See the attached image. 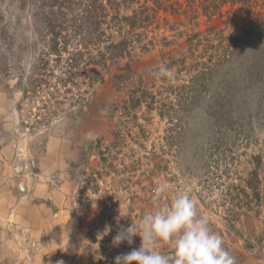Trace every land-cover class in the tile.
Masks as SVG:
<instances>
[{"label": "rangeland", "instance_id": "374dc122", "mask_svg": "<svg viewBox=\"0 0 264 264\" xmlns=\"http://www.w3.org/2000/svg\"><path fill=\"white\" fill-rule=\"evenodd\" d=\"M200 1L191 8L185 0L177 5L178 12L191 10L188 18L162 12L161 25L152 26L148 38L135 45L133 75L125 88L118 89L113 79L118 70L109 73L97 66L87 68L100 74L94 88L83 74L75 85L59 83L67 57L52 72L54 56L32 88L47 40L40 34L33 4L4 0L12 37L0 39L2 65L10 67L0 70V147L12 143L17 150L9 158L12 168L7 176L17 182L18 176L35 173V183H46L48 194L36 195L35 202L47 204L49 218L44 220L42 205L41 212L35 211V234L6 225L0 235V264H115L117 255L139 248L142 238L136 235L131 245L124 241L114 246L113 237L132 223L138 225L144 213L153 210V189L162 182L169 185L164 203L190 191L199 213L209 217L211 230L223 239L236 264H264V203L243 191L252 193L246 180L258 168L259 182L253 179V183L264 196V72L259 68L251 74L242 66L251 63L247 61L251 55H264V4L254 10L253 21L242 15L227 24L226 17L207 18ZM229 8H224L225 16ZM195 9L199 17L193 20ZM170 24L178 29L170 30ZM209 25L215 27L207 41L209 53L200 58L203 46H199L197 56L188 59V33ZM239 32L243 41H230ZM172 39L177 41L167 45ZM185 53L186 65L180 61ZM198 61L207 64L196 68ZM210 65L206 97L191 106L175 107L173 119L169 117L167 106L161 107L167 97L177 102L198 81L194 77L198 70ZM161 67L175 73L174 83L153 75ZM20 79L32 88L25 100L16 86ZM136 88L156 94L158 105H127ZM57 98L64 109L53 114ZM85 101L89 104L83 117L71 121L69 114ZM231 106L234 112L228 113ZM51 138L61 140L60 161L42 164ZM255 156H261L260 165ZM65 183L70 184L67 189ZM66 190L70 202L60 200ZM157 250L172 249L161 241Z\"/></svg>", "mask_w": 264, "mask_h": 264}, {"label": "trees", "instance_id": "16d2710c", "mask_svg": "<svg viewBox=\"0 0 264 264\" xmlns=\"http://www.w3.org/2000/svg\"><path fill=\"white\" fill-rule=\"evenodd\" d=\"M22 5L31 3L35 6V19L41 25V35L46 37L45 50L42 51L38 61L36 63L35 69L38 71V75L32 84V88L37 87V82L39 76L44 75L51 67L50 59L54 56L57 63L53 65L52 72L56 71L61 62L66 59V68L61 66L62 77L58 76V82H63L64 85L71 83L73 85L77 84L76 77L83 74L87 77L86 81L92 88L99 82L100 74L91 73L87 71L89 66H97L104 69L105 72L111 73L113 68H116L118 72L113 74V79L115 85L118 89L125 88L126 81L130 79L133 75V51L137 43L148 38L149 33L152 31L150 28L157 24L161 25L159 22L161 20L162 12H171V15L182 14L186 18L191 14V10L184 9L183 12H178V4L182 0H20ZM186 3L191 8L196 0H185ZM4 0H0V39L5 40L8 37L11 38V32L8 20L3 9ZM184 3V1H183ZM201 4V1L199 2ZM264 4V0H202L200 7L204 8V14L207 18L219 17L225 18V23L232 24L237 18L242 15L248 16V21H253V13L258 7ZM203 5V6H202ZM230 5L227 10L228 15L225 16L224 8ZM199 15L194 11L193 20L198 19ZM264 24V20L262 22ZM171 25V24H170ZM187 26L186 24H182ZM170 30H177V25L169 26ZM242 28L247 29V26H242ZM215 27L209 25L204 31H195L191 34L188 33L186 52L189 54L188 59L192 56L194 59L197 54L195 53V48L203 46L202 53H200V58H205L209 53V48L207 46V41H209L210 31H213ZM182 31V30H181ZM216 31V30H215ZM247 31V30H246ZM183 32V31H182ZM216 34L218 32L216 31ZM175 37V36H174ZM244 36L236 34L230 41L242 42ZM176 39V38H175ZM175 39L167 40V45H171ZM147 47L146 44L143 45ZM235 47V46H234ZM187 53L184 57L180 59L184 65L187 64ZM211 54V53H210ZM260 58L259 60H257ZM264 58L263 54L251 55L247 60L251 63L242 64V66L247 67L248 72H252L256 69L262 68L261 72H264ZM127 59L123 64L122 61ZM187 59V60H186ZM206 60V59H205ZM203 63V62H202ZM200 61L196 62V68L198 66L206 65L202 64ZM202 64V65H201ZM169 65V63H167ZM172 65V64H170ZM195 67V66H194ZM0 70L4 69L10 70L8 64H5V68L2 65V58L0 57ZM213 69V66L204 68L203 70H198L194 77L198 81L193 82V87L189 89L186 94H180L178 96L177 102L172 103L167 97L166 101L161 107L165 108L167 106V115L172 117V110L175 107H183V105L191 106L192 102H196L200 97H206V92L209 87L208 80L206 76L209 70ZM158 72L157 69L153 70V75ZM208 76H211L208 75ZM42 79V78H41ZM37 82V83H36ZM24 81L20 79L16 86L21 88L24 93V100L28 98L32 88L30 86H25ZM35 83V85H33ZM90 87V88H91ZM140 90V93L138 91ZM35 91V90H34ZM239 99V98H238ZM240 100V99H239ZM158 98L156 94L151 93L147 88L135 89L133 90L127 105L130 102L131 108H137L142 106L144 102L150 107L157 106L156 104ZM63 101L56 99L55 103L57 109L53 108V114H59L60 111L64 109L61 106ZM230 102L233 103L232 98ZM88 101L83 102L77 108L75 114H69V119L79 120L82 116L83 110L86 108ZM170 107V109H169ZM234 108L231 106L228 109V113L234 112ZM176 111V110H175ZM162 113H165L163 109ZM161 113V114H162ZM163 115V114H162ZM258 164L261 163V156H255ZM252 176L246 180V187L251 188L252 193L247 192V188H244L245 196H253L258 200H263L264 196L258 188V184L253 183V179L259 182L258 168L252 170ZM233 221L232 219H230ZM232 223V222H231Z\"/></svg>", "mask_w": 264, "mask_h": 264}, {"label": "clouds", "instance_id": "9594fccd", "mask_svg": "<svg viewBox=\"0 0 264 264\" xmlns=\"http://www.w3.org/2000/svg\"><path fill=\"white\" fill-rule=\"evenodd\" d=\"M155 75L172 83L176 79L166 67ZM168 190L167 182L159 183L153 189V210L146 211L138 225L132 223L113 237L114 246L124 241L131 245L136 235L142 238L139 248L117 255L115 264H236L223 239L211 230L209 217L199 213L190 191L177 193L169 204L162 202ZM161 241L169 243L172 250L158 251Z\"/></svg>", "mask_w": 264, "mask_h": 264}, {"label": "crops", "instance_id": "0c3cea01", "mask_svg": "<svg viewBox=\"0 0 264 264\" xmlns=\"http://www.w3.org/2000/svg\"><path fill=\"white\" fill-rule=\"evenodd\" d=\"M60 141L58 138H51L49 140V148L41 163L44 161L48 165V163L53 164L58 162V154L62 151L57 149L61 145ZM16 152L17 150L13 147L12 143H5L0 147V235L4 233L5 229L3 228L6 225L10 226L14 224L22 230L25 228L35 234V211L39 212L42 205L46 208L43 212L44 220L49 218L47 204L41 203V201L35 202L36 195L42 196L43 193L48 194L49 189L47 190L46 183H35V173L34 175H29V177L28 175L18 176L17 182L15 177L7 176L12 161L9 158H14ZM68 152L67 155L70 157L73 151L70 150ZM56 157L57 160H55ZM20 184L24 186V190L20 189ZM64 186L67 189L70 184L65 183ZM67 194L69 193L66 190L63 195H59L60 200L63 199L64 201L65 199V201L70 202L71 198L66 196ZM36 218L38 219L39 217L36 216Z\"/></svg>", "mask_w": 264, "mask_h": 264}, {"label": "water", "instance_id": "95a60500", "mask_svg": "<svg viewBox=\"0 0 264 264\" xmlns=\"http://www.w3.org/2000/svg\"><path fill=\"white\" fill-rule=\"evenodd\" d=\"M20 189L24 190V186L22 184H20Z\"/></svg>", "mask_w": 264, "mask_h": 264}]
</instances>
